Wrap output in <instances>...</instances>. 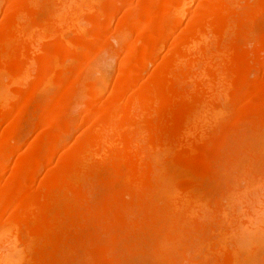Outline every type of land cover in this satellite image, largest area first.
<instances>
[{
    "label": "bare ground",
    "instance_id": "1",
    "mask_svg": "<svg viewBox=\"0 0 264 264\" xmlns=\"http://www.w3.org/2000/svg\"><path fill=\"white\" fill-rule=\"evenodd\" d=\"M5 9L0 264H135V252L238 263L236 245L264 230V29L253 28L264 0H10ZM103 49L123 52L109 103L105 74L86 73ZM18 102L37 103L30 122L45 126L27 152ZM80 124L87 131L67 145ZM115 208L122 229L132 211L139 233L124 238L130 261L104 257L119 246L106 231Z\"/></svg>",
    "mask_w": 264,
    "mask_h": 264
},
{
    "label": "rangeland",
    "instance_id": "2",
    "mask_svg": "<svg viewBox=\"0 0 264 264\" xmlns=\"http://www.w3.org/2000/svg\"><path fill=\"white\" fill-rule=\"evenodd\" d=\"M98 1H100V2H103L104 0H98ZM2 2V4H1V7H0V18L2 17V14L6 11V7H7V5H8V3L10 2V0H5V1H1ZM3 5V6H2ZM195 5V4H194ZM196 6V5H195ZM194 7V6H193ZM121 12H122V10L120 11V14H121ZM114 22L116 21V20H113ZM112 21V23L111 24H113L112 26H115V24H114V22ZM259 21V22H258ZM258 24L256 23V24H254V26H253V28L255 29H253L254 30V33L256 34V35H259L260 33H261V31H262V29H264V11L263 12H261V13H259V18H258ZM261 23V24H260ZM92 25L90 24L89 25V28H92L91 27ZM261 26V27H260ZM258 29V30H257ZM91 30V29H90ZM261 30V31H260ZM92 31V30H91ZM90 34H91V32H90ZM111 53H112V51H111ZM122 55H123V52H118V54L117 53H112V55H110V52L107 50V49H103V50H100V53H98V54H96L93 58H92V60H91V62H90V64L88 65L89 67H87V71H86V73H87V76L88 77H92V75L93 76H95V78L96 77H98V75L99 74H105L104 76H103V78L105 77L106 78V83H105V85L102 83V85H104V88H103V90H104V92L102 91V96H101V98L104 96V101L105 102H107V103H109L110 102V100H111V98L108 96L109 94L108 93H110V89H111V86H112V83L114 84V82L113 81H115V77L117 76V74H118V71L120 70L119 69V67L121 68L122 67V65H124V64H122ZM109 57H111V58H109ZM106 58H107V60H106ZM157 61H155V63H156ZM154 62L152 63L153 65L155 64ZM152 64H151V66L149 65V67L150 68H148L147 69V71H148V73H149V71H150V69L152 68ZM156 65V64H155ZM93 68H94V71H93ZM95 74V75H94ZM101 77V76H100ZM96 79H99L100 80V78H96ZM105 80V79H104ZM109 89V90H108ZM107 96V97H106ZM45 96L44 95H42L41 93H38L37 95H36V100L39 102V101H41L42 100V98H44ZM109 98V99H108ZM104 102V103H105ZM103 103V102H102ZM20 105V106H19ZM17 106V109L22 113V115H24V117H23V119L19 122L20 124H18V127H20L21 129H22V131L24 130V131H26L25 133H27L28 132V137H27V139H26V142H25V147L23 148L24 150L26 149V151H24V152H27L28 150H30L36 143L33 141V140H35V137H36V135H38L40 132H41V130L42 129H40V128H44L45 126H37V127H35V126H33L31 123L32 122H30V121H34L33 120V118H34V115H35V113H36V111L38 110V106H37V103L35 104V103H33V104H29V105H22V103L20 104V102H18V105H16ZM19 106V107H18ZM31 106H33L34 108H32ZM20 108V109H19ZM26 110V111H25ZM31 110V111H30ZM74 113V112H73ZM71 114V113H70ZM76 116H78V118H80V116H81V114H77V113H74ZM74 114H72V115H74ZM93 120V119H92ZM22 122V123H21ZM30 125H32V128H30L29 126ZM84 125L82 124H80V125H78L76 128H75V130H74V132H73V134L71 135V138L66 142V143H68L67 145H72V141H74L77 137H79V136H81L82 134H84L85 133V131H87V127L86 126H84ZM26 127V128H25ZM0 128H2V127H0ZM39 129V130H38ZM86 129V130H85ZM30 133V134H29ZM30 139V140H29ZM234 139V138H233ZM71 140V141H70ZM233 142V141H232ZM32 144V145H31ZM67 145L65 144V145H63L61 148H60V150H61V153L62 152H64L68 147H67ZM67 147V148H66ZM60 150H59V152H60ZM24 152H21V154L22 153H24ZM17 155H14V156H12L10 159L11 160H9L10 161V163L11 162H13L14 161V158L16 157V156H18V154L19 153H16ZM59 154V153H58ZM44 170H42L40 173H39V177H42L44 174V172H43ZM97 184V183H96ZM95 190V191H94ZM94 194L96 195V189L94 188ZM86 197H85V199L88 201V203H90V202H92L93 201V203H96L97 202V200H98V196H99V194L98 195H96V197L93 195V192L92 193H89V194H87V195H85ZM91 198V199H90ZM84 199V200H85ZM126 209V208H125ZM113 211H115V212H113ZM113 211H110L109 213H108V215H109V218H108V220H107V222H106V227L108 228V227H110V230H109V228H108V230H107V228H106V231H110V232H112L113 231V234L117 237V239L119 240V246H118V248H109L108 250H107V253H105L104 255V257H105V259L107 260H114V259H117L118 257H119V259H121V261H123V260H131V259H133V260H135L134 262H136L135 264H137V263H140L141 261V258L143 259L142 261H143V264H165V262H163L164 260H161L160 258H153L152 256H148V255H145V257L146 258H144V255H141L140 253H136L135 252V256L132 254V252H131V255H133V257L132 256H130V258L128 259V256H127V253L124 251L125 250V243H126V241H127V239H129L130 240V238L132 239H135V238H137V237H139V233L136 231L135 233H134V231L132 230L131 231V229H130V226L134 223V221L132 220V218L134 219V217L129 213V209H126L125 210V213H124V215H125V225H126V227H125V229H122L120 226H122V222H117V220H116V216L117 215H119V214H117V213H120V211L121 212H123V209H114ZM118 211V212H117ZM130 212H132V211H130ZM111 213V214H110ZM113 213V214H112ZM122 215H123V213H122ZM104 220V219H103ZM111 222H110V221ZM113 221H115V222H113ZM80 223H81V221H80ZM111 223V224H110ZM110 224V225H109ZM115 225H117L116 227H115ZM124 225V224H123ZM128 231V232H127ZM257 232H258V234H261V235H257ZM255 234H256V236L254 235V233H253V237L249 240V238L248 239H246V238H244L243 239V243L240 241V243H239V245L240 246H238V245H236L238 248L237 249H240L241 248V250L239 251L238 250V263L239 264H264V230H263V232L262 231H257ZM134 236V237H133ZM126 239V241H125V239ZM245 240H249V241H245ZM232 244H234V243H232ZM241 244H243V245H241ZM233 246V245H232ZM241 246H243V248L241 247ZM240 247V248H239ZM117 251H116V250ZM119 249V250H118ZM121 249V250H120ZM130 254V253H129ZM243 254H244V257H243ZM114 255V256H113ZM241 255V256H240ZM241 258H240V257ZM117 257V258H116ZM137 257V258H136ZM148 257H150V258H148ZM111 258H114V259H111ZM243 258H245V259H243ZM104 259V260H105ZM138 259V260H137ZM129 260V261H130ZM175 260V262H173L172 264H184V261H183V259H174ZM132 261V260H131ZM140 261V262H139ZM238 263H236V264H238ZM141 264V263H140Z\"/></svg>",
    "mask_w": 264,
    "mask_h": 264
}]
</instances>
